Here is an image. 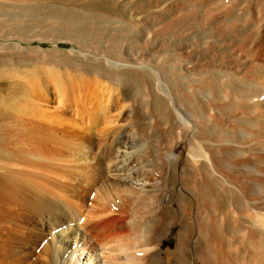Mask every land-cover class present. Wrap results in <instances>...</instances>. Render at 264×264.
Returning <instances> with one entry per match:
<instances>
[{
  "label": "bare ground",
  "instance_id": "1",
  "mask_svg": "<svg viewBox=\"0 0 264 264\" xmlns=\"http://www.w3.org/2000/svg\"><path fill=\"white\" fill-rule=\"evenodd\" d=\"M193 1L199 7L196 10L195 5L196 9L191 11L196 20L193 26L191 27L192 21L188 19L191 15L190 11V14L186 15L188 23L190 22L189 26L185 19H180L181 23L187 24L185 27L188 26V29H182L184 26L180 28L179 26L182 25L175 21L180 31L176 33L175 29L174 33L179 34L184 41L185 38L187 41L191 39L190 42L194 46L186 55L176 52L179 58L176 57L177 61H172L177 62V65L174 64L175 66L172 67L177 90L165 81L163 76L167 71L165 69L164 73L162 62L164 63L166 57L158 53H155L158 56L154 52L152 54L144 50L139 53L136 51L137 48L134 49L132 46L131 49L130 44L125 43L126 45L124 44L122 48V44V49L118 50L122 59L106 61L107 65H113L119 71L124 69L140 73L142 70L141 72L148 71L155 75L156 88L150 90L145 97L147 103L145 112H138L133 101H130V84L129 87L120 84L119 86L116 81H112L118 85L115 93H112L101 86L102 82L105 85L106 81L103 76L101 78L104 81L98 76L100 81L97 76V79L90 78V75L87 77L84 73L85 77L78 78V75L72 73L71 77L57 79L54 82L55 102L52 101L53 96L50 97L45 90L40 92L36 89H24L23 95L27 99L22 109L0 108V201L2 200L0 202V264H14L20 261L22 250L30 243L33 244L30 236L41 238L42 230L38 225L44 224L42 220L39 223V217L29 219L30 210H36L37 215L49 220L55 218V213L63 215L64 218L81 215L82 203L76 195L57 194L50 186L62 180L65 184L68 183L67 178L76 169L77 164L74 165V162H79L90 151L93 143L92 128L98 129L97 133L104 143L99 155L100 159L97 161L98 165L96 163L95 167L98 177L104 173V163L109 177L117 184L126 187L129 198L135 201L143 200L138 203L147 205L145 208H149L147 212L150 216L141 222L139 221L141 218L138 221L133 217L127 218L128 211L119 206L116 217L101 219L99 214L92 223H88V220L83 225L78 224L75 230H79L80 234L76 232V235L80 237L77 241H73L70 249L61 252L57 264H264V202H257L253 197V200L250 199L251 202H231V198L229 202H220L224 199L222 190L226 188V184L240 187L241 190L249 185H260L264 194V179L256 178L258 171L259 174L264 175V153L262 156L258 154L259 151H264V0ZM152 2L154 3V0ZM170 3L171 1L168 2ZM190 3H187L188 7L193 5ZM156 11L153 12L157 14ZM149 12L151 13L150 10ZM124 13L126 10L122 15ZM165 13L167 14L166 11ZM163 16L162 20L166 15ZM148 18L150 21L151 18ZM144 19L147 20L141 17V20ZM164 23L160 22V24ZM168 23L171 28L173 24ZM137 32L140 36L144 35L142 39L145 41L152 40L145 24L138 27ZM157 33L161 32L158 30L156 34H151L155 37L158 36ZM162 33L161 37L165 38ZM170 35L173 33L168 34ZM176 40L179 43L180 40ZM152 41L154 42V39ZM153 42L149 43L153 44ZM185 43L189 46L188 42ZM154 44L152 46H155ZM167 47H170V44ZM158 48L157 52L160 50ZM183 48L180 47L181 50ZM174 49L172 47L171 51ZM168 52L166 51L167 54ZM170 57L169 60L172 58ZM182 58L189 59L190 66L183 63ZM184 79L190 80L191 83L186 86ZM177 93L182 94L184 98L179 99L180 95ZM157 98L164 105L161 114H158L152 104ZM211 111H214L213 115ZM148 118L150 119L147 126L148 138L145 140L146 133L142 129H145L147 124L145 123L143 127L141 125ZM165 123L167 129L162 127ZM134 125L140 129H133ZM174 130L175 133L177 132L176 135L172 133ZM186 135L198 154H188L190 159L187 160L190 162L185 161L186 164L182 166L183 163L179 160L183 156L180 158L171 151L177 140H183L185 138L183 136ZM161 141L164 143V148L160 147ZM247 141L256 142L254 147L258 146V150L260 148L257 152L259 156L246 158V154L249 153L246 145L251 143L246 144ZM146 144L153 148L149 149L151 154H147ZM254 151H257L256 148ZM260 163L263 167L258 168L260 166L257 165ZM178 167H182L183 172L185 168L190 167L195 170V175L197 171L199 176H196L200 178L198 182L192 179L189 181L192 185L198 183L199 189L201 186V190L207 191L202 194L196 192L199 196L200 194L203 196L204 201H209L201 202L202 200H199L201 196L197 197L200 201V204L195 203L196 206L199 204L195 206L197 214H193L194 199L193 202H188L187 198L186 201L180 197L176 198L174 176ZM187 187L190 186L186 183ZM22 189H26L29 200L32 197L40 200L39 194L42 200L45 197L47 200L50 198L49 193L56 202H27L23 198L25 203L22 206L16 203L19 202L16 191L20 192ZM189 189L193 192L191 188ZM223 191L225 192V189ZM100 196L101 199L102 195ZM193 197L195 198V194ZM240 199L245 201L243 197ZM255 200L256 202H252ZM91 203L90 205L96 206L95 203ZM104 203L102 201L101 206L98 203L99 208L96 207L101 210ZM136 208L134 210H137ZM86 215L85 220L86 217L88 218ZM177 221L179 228L174 249L163 250L164 255L160 254L162 238ZM47 226L50 228L51 223L45 224V227ZM194 231H197V238L195 240V237L193 238L192 244L191 237ZM73 239L75 240L76 237ZM52 250L54 248L50 251Z\"/></svg>",
  "mask_w": 264,
  "mask_h": 264
},
{
  "label": "rangeland",
  "instance_id": "2",
  "mask_svg": "<svg viewBox=\"0 0 264 264\" xmlns=\"http://www.w3.org/2000/svg\"><path fill=\"white\" fill-rule=\"evenodd\" d=\"M122 1L123 2L121 3V0H0V108H6L8 110L22 109V105L26 104V99H27V97H25L23 95L24 89H33V90L36 89L40 92L45 90V91H47V93L49 94L50 97L53 96L52 101H54V93H55V89H54L55 83L54 82L57 79H59L60 77H64V78L71 77L72 76L71 74L73 73L74 75L75 74L78 75L77 76L78 78H80L82 76L85 77L86 74H87V77L90 75V78H92V77L95 78L96 76L97 77L99 76L101 78L103 76V78H105L104 80H106V81H105V85H104V82H102L101 86L102 87L104 86L103 87L104 89L107 88L105 90H107L108 92L110 91L112 93H115L114 91L116 90V88L119 84L120 85H128V87L130 84V87H129L131 89L130 101L131 102L133 101V105L135 106V109L138 112H140V113L145 112V108L147 105V103L145 101V97L147 96V94L149 93L150 90L153 91V88H156V77H155V75L151 72H148V71H146V72L143 71L144 72L143 73V72H141L142 70L140 71V73H142V74H140L139 71L135 72V71H128V70H124V69H120V71H119V69L115 68V66L112 65L113 66L112 67V66L106 64L107 63L106 61L111 62L114 60L122 59V57L120 56V53L118 54V52H120L118 50L122 49L124 47L125 43H127V45L130 44L129 47L131 46L130 47L131 49L137 48L136 51L139 53L143 52V50H144L147 53L151 52L153 54V52H154V54L158 53V55H160V56L162 55V57H166V59L164 60V63L162 62V64L164 65L162 67V69L164 70V73L167 71L163 77H164L165 81L170 85V87L172 85L173 89L177 90L178 87L174 81V78H173L174 71L172 69V67L177 65V62H172V61H177L176 59L179 58V56L176 55L177 54L176 52H178V53L181 52L180 54L183 53V55H186V53L189 52L192 48H194V46L190 42L191 39L190 40L188 39V41H187V38H185L186 41H184V39L182 40V38L179 37V34H176V33H178L180 31V28L183 26L184 27L182 29H185V28L188 29L189 28L188 26H189L190 22L188 23L186 15H189L191 13V11L192 10L194 11V9H196V8H197L196 10H198L199 7L197 6L195 1H193V0H188L191 3L187 2V0H184V1H186L185 3L182 0H181L182 2L180 0H178V1L174 0L175 2L172 0H163V1L162 0H158V1L154 0V3L152 2L153 0H146V1L145 0H122ZM170 1H171V3L168 4V2H170ZM142 2H143V4H142ZM144 2L148 3V4L145 3L146 4L145 7H144V5H145ZM177 2L179 4H176ZM156 3H158V5ZM187 3L193 4V5H189L191 7H188ZM152 4H153V6H152ZM147 5H149V7L151 5V7L149 8ZM169 5H172V7ZM177 5L180 7H178ZM195 5H196V8H195ZM168 6H169V8H168ZM192 6H194V7H192ZM124 7H126L125 10H126L127 14L124 13L123 14L124 16H123L122 13L125 11ZM142 7H144L145 9ZM157 7H160V8L158 9ZM186 7H188V8H186ZM147 8H149V9L147 10ZM177 8H178V10L180 8L179 12H178V10H176ZM181 8L183 9L182 12H181V10H182ZM128 9H129V11H128ZM163 9L167 12V14L165 13V11H162ZM169 9H171V10H169ZM184 9L186 12L188 10V12L186 13L184 11ZM149 10L151 11V13L149 12ZM119 11H120V13H119ZM142 11H144V12H142ZM153 11H156L157 14H155V12H153ZM189 11H190V13H189ZM146 12H148L149 14L147 15ZM161 13H162V16L164 13V16L166 15V17H168V18H169V15H171V16L169 19L168 18L166 19V17H165V19L162 20ZM181 13H183V14H181ZM150 14L151 15L153 14L154 16H151ZM175 14H176V16H175ZM131 15H133V16L136 15V16L132 17ZM182 15H184V16L182 17ZM126 16L127 17L129 16V17L127 18ZM172 16H174V17H172ZM190 16H188V19L189 18L191 19V20L189 19V21H192V23H190V25L192 27L195 19H194V16L192 13ZM122 17H124V18H122ZM141 17H142V19L143 18L147 19L148 17H150L151 19H150V21H149V18L147 20H145V19L141 20ZM175 17H177V18H175ZM160 18H161V21H160ZM153 19H154V21H153ZM180 19H182V20L185 19V22L187 21L186 23H188V26L185 27L186 23H184V22L181 23ZM162 21H163V23L164 22L165 23L160 24V22H162ZM175 21L178 24L180 23L179 25H182V26H179L180 28H177L178 24L175 23ZM129 22H130V24H129ZM132 22L135 24L137 22V24H136V25H138L137 28H136L135 24H133ZM141 22H143V23H141ZM168 22H171V25L172 24L174 25V26L172 25L171 28H174V29L171 31H169L171 28H169L170 24ZM153 23H154V25H152ZM156 23H157V25L158 24L159 25L157 26ZM183 23H184V25H183ZM144 24L147 27V32L149 31L150 36H152V38L150 37V40L154 39V42L157 41V42H155V44L152 40L151 41H145L144 39H142L144 37V35L142 36V34H141V36H140L139 35L140 33L137 32L138 27H140L142 25L144 26ZM163 26H165V27H163ZM167 28H169V29H167ZM157 29L161 33L164 31L162 34L165 35V38L161 37V33H157L158 36L160 35L159 37L157 35L154 37V35L151 34V33L156 34V31H158ZM175 29H176V31H175ZM165 31H167V32L165 33ZM168 31L170 34L173 33V35H170L171 37L168 36V34H169ZM174 31L176 33H174ZM182 33L180 36H182ZM164 35H162V36H164ZM137 37L139 39H137ZM160 37H161V39H159ZM166 37H167V39H166ZM173 37H176V38H173ZM177 37H179V38H177ZM155 38H157L159 41ZM162 38H163V40H162ZM172 39H174V40H172ZM176 39L180 40L179 43H181V41H183L182 42L183 44L181 43V45H180ZM160 40H162V41H160ZM164 40L165 41L168 40V41H166V43H165V42H163ZM133 41H135V43ZM128 42H130V43H128ZM138 42L139 43L141 42L143 45L139 44ZM149 42H153V44L156 47L152 46L153 44H151ZM167 42L170 44V47H167V45L169 46V44H167ZM176 42L178 44H176ZM185 42H188L190 47L187 46V43H185ZM189 42L191 43V45ZM144 43H146V44H144ZM148 43H149V45H148ZM156 43H157V45H156ZM122 44H123V46L121 48ZM134 44H135V46H134ZM172 44H173V46H172ZM147 45H148V47H147ZM158 45L160 48V50H158L159 52H157ZM160 45L162 48L160 47ZM132 46H133V48H132ZM143 46H146L148 49L146 47L144 48ZM174 46H176L175 48L177 50L174 49ZM181 46H183L184 47L183 49L186 51H184L183 49L181 50L180 49ZM163 47H165L164 48L165 54H167L166 51H169L167 54L168 56L167 55L165 56V54L163 53V51H164ZM172 47L174 50L171 51ZM169 53H171L170 55H172L171 56L172 58L170 57ZM194 54L195 53H193V56H195ZM155 55H157V54H155ZM174 55H176V56H174ZM169 57L171 58L170 60H169ZM167 58H168V60H167ZM172 59H175V60H172ZM188 60L189 59L182 58L181 61L183 63H185L186 65L190 66V63L188 62ZM186 62H188V63H186ZM167 68H169V69L167 70ZM165 69H166V71H165ZM171 69H172V71H171ZM114 71L118 74V77ZM131 72H133V73H131ZM79 74H80V76H79ZM113 74L115 77L111 76ZM104 75H106V76H104ZM97 77H96V79H97ZM99 77H98V79L100 80ZM103 78H101V80H103ZM114 78H117L119 80L114 79ZM107 80H109V82ZM169 80H170V82H169ZM112 81L113 82L116 81L115 83L118 85H116ZM184 81H185L186 86L189 85V83H191L190 80H188V79H184ZM107 82H108V84H106ZM111 82L113 83V86H112ZM107 85H108V87H107ZM114 86H116L115 89L113 88ZM178 95H180V97ZM178 95H177V98L178 97H179V99H181L182 97L184 98V96L182 94H178ZM158 102H160V103H158ZM152 104L156 107L158 114H161L163 112L164 105L160 99L157 98L155 102L154 101L152 102ZM161 108H162V110H161ZM210 113L213 115L214 111H211ZM160 116L162 118L164 117V115H160ZM146 120H144V122H143L144 124L141 125L143 127V125H145V123L147 124L145 126V129H142V131H145L144 133H146L144 135V139L148 138L147 137V135H148L147 134L148 133L147 126L149 124L148 121L150 119L148 118ZM162 127L164 129L168 128L166 123L163 124ZM131 128H132V126H131ZM134 128H137L138 130L140 129V127H138L137 125H134L133 129ZM93 129L94 128H92V131H93L92 132V141H93V143L91 145L90 151L86 154V157H82L79 162H74V165L77 164L78 166L76 165V167H75L76 169L74 171H72L70 173V176L67 178V181L69 180L68 183L66 182V184H65L64 180H62L63 182L61 181L59 183H53V185L50 186L52 188V190H54L57 194L64 193V194L76 195V197H78L79 201H81V203H82V208H81L82 209L81 210L82 216L80 214H77V215H75V218L74 217L64 218L63 215L55 213V218H52L53 220H49L48 218H42L41 215H37L36 210H30L31 216L29 217V219H33L34 217H39L40 218V219H38L39 223H40V220H42L41 222H43V224H44V225H38L42 230V234H41L42 236H41V238L35 237V236H30L32 238L31 242H33V244L30 243L29 245H27L28 248L26 247L24 250H22V252L20 253L21 254L20 255V257H21L20 261H17L14 264H19V263L22 264L23 262H25L23 264H33V263L39 264V262H40V264L41 263H43V264H49V263L50 264H57L59 262L58 256H61V252L64 250L70 249L72 247L73 241H77L78 237H80V236L76 235V232L79 233V230H75L76 227L78 226V224L83 225L84 223H87L88 220H89L88 223H92V222H94V220H96L95 218L99 214H100L101 219H104V218L106 219V218H109L111 216L116 217V215L118 214L117 209L119 208V206L128 211L127 218L133 217L137 221L141 218L139 220L141 222L144 218L148 219V216H150V213L147 212V211H149V208H145V207H147V205L138 203V202H143V200L140 201L138 199L135 201V200H132V198H129V194L126 193V187L123 185L121 186L120 183L117 184L113 179H111L109 177V175H108L109 173H108L107 169H105L104 163H103L104 173L101 177H98V171L95 169V167L98 165L97 161H99V159H100L99 155H100L101 148L103 147L104 143L101 141L103 139H101L100 135L97 133L98 129L97 128L95 130H93ZM172 133L174 135L177 134V132L175 133V130ZM183 137H185L183 140L182 139L181 140L179 139L180 141L177 140L173 150L171 151L172 154L178 155V156H180V158L183 156L179 160L181 163H183L182 166L184 164L190 162L189 160H187V159H190L188 154H190V153H192V154L194 153L193 155L198 154L196 152L193 144L189 140H187L188 136L186 135ZM99 138H100V140H99ZM250 142L251 141H247L246 144H249ZM251 143L249 145L245 144L249 149L244 145L246 147L247 151L250 153V155H249V153L246 154L247 157L245 155L246 158H249L250 156L252 157L253 155L255 157L259 156V155H257V152L260 150V148L258 150L257 149L258 146L254 147V146H256L255 145L256 142L252 141ZM163 145H164V143H162V141H161L160 147L164 148ZM145 147L148 150L150 148H152L151 146L148 147L147 144L145 145ZM190 148L192 149V151ZM251 148H252V150H251ZM255 148L257 151L253 152V150H255ZM148 150H147V154H151L150 150L149 151ZM261 151H259L258 154H261V156H262V153H264V151H262V152ZM164 152L165 151L163 149V153ZM233 158H235V157H232V159ZM236 159H238V158H236ZM230 160H231V158H230ZM185 161H186V163H184ZM96 163H97V165H96ZM261 164L262 163L258 164L257 167L258 166H260L258 168L263 167V165H261ZM187 168H189L188 171H187ZM187 168H185L186 170L184 169V172H183L182 167H178V169L176 171V176H174L175 179L173 178L176 182V189H177L176 190V198L177 197H180L181 199L183 198L184 199L183 201H186L187 199H189L188 202H193L192 200L194 199V202H193L194 204L192 205L193 214H197V210L195 208V206H196L195 203L198 202L200 204L201 200H202L201 202H209V201H204L203 200L204 198H202L203 196H201L202 192L207 193V191L201 190V186L199 189L198 183H195L196 185H192V182L190 183L189 180L192 179V181H194V182H195V180H197V182H198V180L200 178L196 176L199 174L197 171H196L197 174L195 175V170L191 169L190 167H187ZM179 169H180V173H179ZM90 170H91V173H90ZM77 172H79V173H77ZM86 172H87V174H86ZM192 172L194 175L190 174ZM188 173H189V175H188ZM258 174H259V171L257 173L256 178L264 179L263 174H259V175ZM179 175H180V177H179ZM182 175H184V176L181 177ZM225 175H227V174H225ZM184 177H186V178H184ZM190 177H192V178H190ZM194 177H195V179H193ZM188 178H190V179H188ZM184 180H187V181H184ZM180 183H182V185L184 184L185 188H184V185L182 186ZM186 183H187V185L190 186L189 188H191L193 192H191V190L188 187L186 188ZM194 186H196V188L199 189L200 192L196 188H194ZM229 186L231 187L232 185L226 184V188H224L225 192H227V193H225L223 191L224 189L222 190V194H223L224 199L220 202H223V201L229 202L230 198H231V202H251L250 199L253 200L254 198L257 199V202H264V194H262L263 189L260 187V185H258L259 187L252 185L254 188L251 185H249L246 188H244L245 190L244 189L241 190L240 187H237V186L231 187L232 188L231 189ZM234 189H235V191H234ZM248 189L249 190L251 189V190L249 191ZM188 190H189V192H188ZM195 190H197V191H195ZM29 191L31 193V190H29ZM185 191H186V193H185ZM230 191H231V195H230ZM240 191H242V192H240ZM245 191H247L248 193L247 192L245 193ZM16 192L18 193V199H19V202H16V203L20 204L22 206L25 203L22 200L23 198H25L27 202H56L55 200H53L51 198L49 193H48V196L50 198H48L47 200H46L47 197L43 198V200H42L40 197V194L38 195L40 200H36L34 197H32L31 200H29L28 199L29 194L26 192V189H22L20 192L19 191H16ZM196 192L201 193L200 194L201 198H200L199 194H197ZM191 193L193 194V196L195 194V198L192 196ZM237 193L238 194L240 193L239 194L240 196ZM243 193H245V194H243ZM178 194H179V196H178ZM232 194L235 197H233ZM100 195H102V198H101L102 200L100 199V197H101ZM103 195L105 197H103ZM180 195H182V196H180ZM185 195H187L188 197ZM227 195H229V196H227ZM34 196H36V195L34 194ZM262 196H263V198H261ZM197 197L200 198L199 199L200 201L198 200ZM240 197L241 198L243 197L245 199V201L241 200ZM252 197H253V199H252ZM98 199H100V200H98ZM96 200H98L97 203H96ZM102 201H103V203L105 202L104 204L106 206L104 205L105 208L103 207L100 210L98 208H99V206H101ZM175 201H176V199H175ZM0 202H2V200ZM6 202H10V201L6 200ZM91 202L95 203V205L98 208L96 206H94ZM136 202H137V204H136ZM210 202H213V201L210 200ZM252 202H256V200L252 201ZM90 203L92 205H90ZM199 204H197V206ZM174 205L176 206V204H174ZM139 206H141L142 208ZM135 208L138 211L134 210ZM95 209H97V210H95ZM87 210H89L90 212ZM82 211H84V213H82ZM92 211H93V213H92ZM94 211H97V212H94ZM87 213H88V215H86ZM95 213H97V215H95ZM139 213H142V214H139ZM143 213H145L147 215H145ZM91 214H93V215L91 216ZM101 214H102V216H101ZM85 215L88 216V218L86 217L87 220H85ZM145 216H147V218ZM92 218H93V220H92ZM55 221H57V222H55ZM83 221H85V222H83ZM52 222H54V224ZM177 222L171 226L172 228L170 227V229L167 230V234L165 233L164 237L162 238L161 243H160V249H161L160 254H163V250L164 251L165 250L172 251L174 249V247L176 245V234H177V231L179 228V221H177ZM49 223H51L50 228L48 226H47L48 228L45 227V224H49ZM43 231H44V233H43ZM196 235H197V231H194V233L192 234V237H191V239H192L191 243L192 244H193V241L197 238ZM75 237H76V239L74 240L73 238H75ZM193 238H194V240H193ZM46 240H47V242H46ZM34 245H35V247H34ZM50 248L51 249L54 248V250L50 251L51 250ZM46 249H48V250H46ZM57 251H59V252H57ZM53 254H54V256H53ZM194 254H195V251H194ZM44 255H46V256H44ZM47 255L49 256V258ZM78 255H79V252H78ZM55 260L57 262H54Z\"/></svg>",
  "mask_w": 264,
  "mask_h": 264
}]
</instances>
